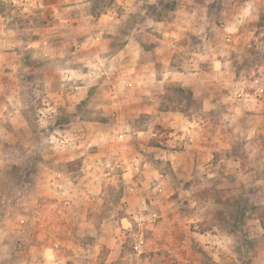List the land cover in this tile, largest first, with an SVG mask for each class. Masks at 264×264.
Returning <instances> with one entry per match:
<instances>
[{
  "label": "clouds",
  "instance_id": "clouds-1",
  "mask_svg": "<svg viewBox=\"0 0 264 264\" xmlns=\"http://www.w3.org/2000/svg\"><path fill=\"white\" fill-rule=\"evenodd\" d=\"M0 264H264V0H0Z\"/></svg>",
  "mask_w": 264,
  "mask_h": 264
}]
</instances>
